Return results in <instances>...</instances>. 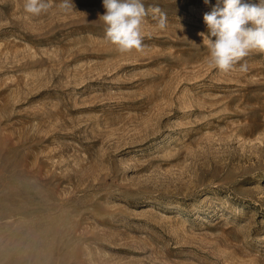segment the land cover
<instances>
[{
    "label": "rangeland",
    "instance_id": "374dc122",
    "mask_svg": "<svg viewBox=\"0 0 264 264\" xmlns=\"http://www.w3.org/2000/svg\"><path fill=\"white\" fill-rule=\"evenodd\" d=\"M52 2L0 0V264H264V52L209 66L216 0H142L127 53Z\"/></svg>",
    "mask_w": 264,
    "mask_h": 264
},
{
    "label": "clouds",
    "instance_id": "9594fccd",
    "mask_svg": "<svg viewBox=\"0 0 264 264\" xmlns=\"http://www.w3.org/2000/svg\"><path fill=\"white\" fill-rule=\"evenodd\" d=\"M205 4L210 0H204ZM52 0H25L24 10L33 16L47 13ZM56 7L64 14L75 10L73 0H60ZM105 12L98 18L105 24V39L120 53L142 50V26L146 17L156 20V27H167V16L159 7L145 8L142 0H103ZM206 32H199L209 50L208 63L228 73L239 65L247 73L245 60L252 52H264V0L252 4L244 0H216L210 12L203 15Z\"/></svg>",
    "mask_w": 264,
    "mask_h": 264
}]
</instances>
